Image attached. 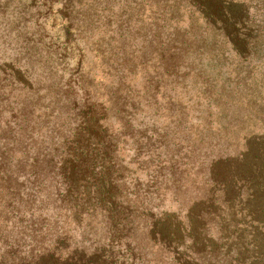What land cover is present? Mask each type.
Instances as JSON below:
<instances>
[{"label":"rangeland","instance_id":"obj_1","mask_svg":"<svg viewBox=\"0 0 264 264\" xmlns=\"http://www.w3.org/2000/svg\"><path fill=\"white\" fill-rule=\"evenodd\" d=\"M64 2L0 0V99L7 97L3 106L14 104L19 118L17 133L10 131L14 120L7 121L9 114H3L0 121V152L5 150L1 140L13 145L11 162L0 174V230L5 229L7 244L27 252L38 248L43 238H50L45 232H63L72 236L70 241L79 239L82 227L65 219L67 211L53 208L58 183L50 179L51 172H39L33 181L32 169L15 161L23 153L45 150L50 141L55 143L56 132L42 113L69 114L71 93H76V101L84 94L106 109L110 134L121 135L115 149L127 150L128 160L132 158L129 168L139 171L141 188L149 192L143 202L150 214L158 218L166 210L180 218L189 216L195 229L205 225L211 249L228 252L236 247V239L251 241V248L264 244L262 232L255 227L259 225L247 221L249 208L239 205L238 199L244 200L249 188L238 198L234 189L232 198L237 199H232L231 207L237 215H231L228 203L221 211L225 222L213 215L207 203L214 191L223 196V185L217 187L212 181L216 174L234 171L242 159L246 158V165L240 167L248 170L247 176L264 173V33L249 55L239 56L230 43L224 44L205 28L203 18L185 0L68 1L74 8ZM8 64L27 70L31 91L2 81V67ZM51 92L59 103L39 99ZM43 102L47 109L41 106ZM22 116L28 119L24 131ZM32 126L39 129V134H32L38 141L33 143L35 150L29 149V143L24 150ZM65 129L60 128L59 133L63 135ZM263 188L264 182L259 185V201L264 205ZM28 193L31 222L44 236L36 233L35 226L33 236L19 224L11 226L17 222L11 217L15 210L7 207L12 198L17 199L19 216H25L24 222L29 224ZM201 210L210 213L198 220ZM39 216L49 220L42 223ZM161 228L165 234L174 231L169 224ZM219 228L225 232L222 242ZM145 233L139 229L134 235L139 246L151 249L145 258L173 264L163 247L156 244L151 248L152 241L146 243ZM191 233L198 237L193 230ZM190 240L187 236V244ZM260 248L264 254V245ZM198 258L200 263L210 261L208 255Z\"/></svg>","mask_w":264,"mask_h":264},{"label":"trees","instance_id":"obj_2","mask_svg":"<svg viewBox=\"0 0 264 264\" xmlns=\"http://www.w3.org/2000/svg\"><path fill=\"white\" fill-rule=\"evenodd\" d=\"M68 1L70 0L64 2L66 6L76 7L73 4L67 5ZM185 2L191 11L198 12L203 18L205 28L220 36L224 44L230 43L233 51L239 56L241 53L244 56L249 55L255 43L260 42L257 39L263 36L264 0H185ZM6 3L8 6V1ZM15 63L18 64L19 61ZM1 72L2 81L9 85H21L24 90H32V85H28L29 80L26 78V75H29L27 70H21L16 64H8L2 67ZM0 91L2 93L1 88ZM74 94L71 93L73 98L69 102V114L65 113L61 116L53 111L42 113L45 123L51 124L52 132H56V138L53 137L55 143L50 141L45 150H36L32 154L23 153L28 148V143L32 144L29 149L35 150L36 144L33 143L38 139H33L32 134H39V129L32 126L28 132L29 136L25 138L27 144L23 148V154L15 158V161L32 169L30 174L34 176L33 181L38 179L39 172L45 170L51 172L50 179L58 183L55 184L56 199L53 208H57L58 212L62 209L67 211L65 219H70L75 227H82L79 239L72 241L74 239L70 236L72 239L70 241L69 236L63 232L52 235L45 232V237L50 236L49 239L43 238L44 241L38 248L24 252V250H14L15 248L7 244L8 237L4 235L5 229H3L0 230V248L4 249L0 251V264H157L154 260L145 258L152 253L151 249L148 251L144 244L139 246L135 242L134 235L139 229L146 232V243L152 241L149 242L151 248L158 244L171 254L173 264H264V254L260 252V247L264 244L258 239L256 242L260 245L255 248L250 247L251 241L236 239V247L228 252L211 249L207 246L209 240L206 239L208 230L205 225L195 229L189 216L186 217L188 219L186 221V218H180L179 214H166V210L159 213L158 218L150 214L151 209L143 202L144 196H148L149 192L141 188V183L138 181L140 173L137 174L139 171L129 168L132 158L128 160L127 150L115 149L116 140L121 135H113L112 132L110 134V124L107 123L105 115L106 109L100 103L85 98L84 94L76 101L77 96L76 93ZM4 99L7 100V97ZM39 99H48V104L53 105L60 101L52 92L44 94ZM5 100L0 99V121L3 114H9L7 121L14 120L13 125H9L8 122L4 124L9 125L11 132L17 133L15 127L19 126L16 122L19 119L18 110L12 103H8L7 107L3 106ZM43 105L41 104L47 109V105ZM33 113V110L29 113L32 121ZM52 116L58 119L52 120L50 118ZM22 117V131H24L27 129L28 119ZM35 118H39V115ZM63 127L66 129L62 135L59 129ZM1 146L5 150L0 152V174L4 173V166L11 162L9 155L13 148L7 139L1 140ZM245 160L246 158L242 159L241 167H245ZM42 167L45 168L41 169ZM139 167L141 166H138V169ZM238 167L234 171L216 174L212 181L217 187H220L219 184L223 185L224 190L221 191L223 196L220 195V191L210 192L207 203L213 208V215L216 217L220 215L219 218L225 222L221 211L225 210L229 203L228 209L231 215L236 217L237 211L231 207L232 199H237L243 189L249 188L251 194H247L244 200L239 198V205L249 208L246 212L247 221L251 224L255 223L254 225L258 224L259 227H255L260 229L264 238V205L259 201L261 197L259 185L264 182V173L259 171L247 176L248 170H242L241 167L237 170ZM4 177L5 174L1 178ZM253 186H256L255 191L251 189ZM234 189L239 192L237 198H232ZM12 193L15 195L13 190ZM30 196L28 193L25 198L30 205L27 208L30 216L27 220L28 225L24 222L26 217L19 216L17 199L12 198L7 207L12 206L15 210L11 217L17 222L11 224L12 228L19 224L22 228L29 229L30 235L33 236L34 226L38 227L34 221L31 222ZM17 197L20 198L19 194ZM42 210L49 213L46 207ZM197 213L196 218L199 220L210 212L201 210ZM17 216H19L18 220ZM231 218L234 219L230 216L229 219ZM38 219H41L42 223H47L49 220L48 217L42 216ZM163 224L171 225L174 231L169 234L161 232ZM3 225L6 228L7 223ZM192 230L196 236L198 235L197 238L191 233ZM36 233L44 236L41 228L36 229ZM223 235L225 232L219 228L218 240L221 242L224 240ZM187 236L191 239L188 244ZM202 255H208L210 261L200 263L198 257Z\"/></svg>","mask_w":264,"mask_h":264}]
</instances>
